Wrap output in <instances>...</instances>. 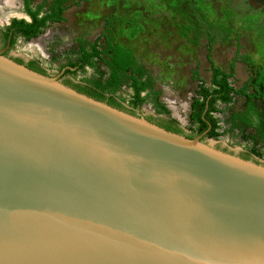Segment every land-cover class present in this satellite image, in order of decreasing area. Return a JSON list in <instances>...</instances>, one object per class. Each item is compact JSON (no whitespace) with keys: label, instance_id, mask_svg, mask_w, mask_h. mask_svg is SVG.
Returning <instances> with one entry per match:
<instances>
[{"label":"water","instance_id":"water-1","mask_svg":"<svg viewBox=\"0 0 264 264\" xmlns=\"http://www.w3.org/2000/svg\"><path fill=\"white\" fill-rule=\"evenodd\" d=\"M0 51V264H264V166Z\"/></svg>","mask_w":264,"mask_h":264},{"label":"rangeland","instance_id":"rangeland-1","mask_svg":"<svg viewBox=\"0 0 264 264\" xmlns=\"http://www.w3.org/2000/svg\"><path fill=\"white\" fill-rule=\"evenodd\" d=\"M53 0H32V9L48 11ZM22 0H0V51L6 58L18 57L36 61L49 77L64 74L66 64L75 58L81 45L96 40L98 57L91 68L76 71L77 82H102L108 74L106 43L129 51L142 67L143 74L133 76L146 84L141 94L145 101L136 109L139 118L162 115L173 120L184 134H191L196 125L190 121L189 105L200 82L208 86L209 61L228 72L234 59L233 89L250 86L256 71L264 70V5L249 6L246 0H62V21L49 23L37 36L24 39L15 36L8 47L2 40V31L13 19H26L22 14ZM209 47V52H207ZM236 53V55H235ZM129 72L122 76L116 92L118 99H129ZM65 79V77H64ZM174 93L177 101L169 100ZM249 104V105H248ZM250 108L254 112L251 127L239 122L234 115ZM159 112V113H158ZM218 136L201 137V142L213 149L264 166V103L258 96L249 102L245 97L233 96L229 104H217L211 114ZM256 117V118H255Z\"/></svg>","mask_w":264,"mask_h":264},{"label":"trees","instance_id":"trees-1","mask_svg":"<svg viewBox=\"0 0 264 264\" xmlns=\"http://www.w3.org/2000/svg\"><path fill=\"white\" fill-rule=\"evenodd\" d=\"M31 1L32 0H22V12L29 18V21L24 19H12L9 25L3 29L1 33L2 40L8 47L13 45L15 36L30 39L37 36L49 23H58L62 21L61 13L63 8L59 5V1L62 0L51 1L48 7L49 12L44 15H40V7L34 9L30 7ZM246 2L253 8H259L264 5V0H246ZM96 40L97 39L90 44L80 46L79 54L81 64L79 68L92 67V58H97L99 55V52L96 50ZM85 47L88 49L85 50ZM209 50V47H207V52H209ZM103 54L107 56V61L105 63L109 67V75L105 82H77L72 77H66L63 79V85L95 101L103 102L111 108L133 115L135 109L139 108L145 101L141 93L146 89V84L140 82L133 76L134 73H138V75L141 76L143 74V69L131 56L129 51L118 45L106 43ZM206 58L209 62L208 86H205L204 83L198 79L195 70L192 72V78L200 82L195 93L196 97L191 100L189 105V119L196 125L195 130L191 134L186 135L183 130L170 119L147 116L146 120L148 122L154 123V125L167 132L182 135L187 139H192L206 130L205 136L207 138H216L218 136L216 132L217 126L211 114L216 111L217 104L227 105L235 95L245 97L248 102L251 98L258 96L264 103V70L256 71L250 83L254 93L253 95L247 94L245 88L233 89L230 86L228 79L232 77L234 59L229 64L228 72H225L213 66L208 56H206ZM12 61L16 64L24 65L25 68L35 73L46 75L45 70L34 60L24 62L22 59L14 57ZM126 72H129L127 78L129 80L128 87L131 93L129 99L124 102L118 99L115 94L121 86L122 76ZM64 74L73 75V72L70 71L69 68H66ZM206 105L207 109L205 114H201L203 106L206 107ZM252 115L254 116V112L249 106L243 114L234 115V118L238 119L239 122L244 125L261 128L258 124H253ZM242 159L245 160V158Z\"/></svg>","mask_w":264,"mask_h":264},{"label":"flooded vegetation","instance_id":"flooded-vegetation-1","mask_svg":"<svg viewBox=\"0 0 264 264\" xmlns=\"http://www.w3.org/2000/svg\"><path fill=\"white\" fill-rule=\"evenodd\" d=\"M21 6H22V2H21ZM61 7V6H60ZM21 12H22V10H21ZM49 11H46V12H44V13H41V11H40V15H44L45 13H48ZM22 14L27 18V20L26 19H24V20H26V21H29V18L22 12ZM13 19H16V18H13ZM12 20V19H11ZM10 20V21H11ZM9 21V22H10ZM9 22H8V24H7V26L9 25ZM11 38H12V35H11ZM7 45V44H6ZM79 48L80 47H78L77 48V50H76V52L74 53L75 54V58H74V60L73 61H71V62H68L67 64H66V66H65V68H69V70L70 71H72L73 72V74L76 72V71H78V70H80V69H83V68H79V66H80V64H81V59H80V52H79ZM88 48L87 47H85V50H87ZM132 56V55H131ZM96 58H92V64H93V60H95ZM11 60H12V58H11ZM25 62V61H24ZM140 66V65H139ZM84 68H87V67H84ZM88 68H91V67H88ZM45 73H46V71H45ZM108 75H109V70H108V74H107V77L105 78V80L104 81H102V83L103 82H105L106 80H107V78H108ZM68 75H65V74H63L61 77H60V79H61V83L63 84V79H64V77L66 78ZM139 78H140V76H139ZM140 80V79H139ZM92 82H94V81H92ZM96 82V81H95ZM141 82V81H140ZM144 92V91H143ZM142 92V93H143ZM141 93V94H142ZM116 96V95H115ZM117 97V96H116ZM168 97H170V98H173L172 100H173V103L175 102H178L177 101V96H175V94L174 93H170V94H168L167 95V98ZM196 97V96H195ZM194 97V98H195ZM170 98H168L169 100H171ZM121 100V99H120ZM172 100L170 101V102H172ZM127 101V100H126ZM125 101V102H126ZM206 109H207V105H206V107L205 106H203V108H202V112H201V114H205V111H206ZM135 111H136V109H135ZM135 111H134V114L133 115H136V113H135ZM147 116H152V115H147ZM147 116H145L144 117V119L146 120V117ZM157 117H154V116H152V117H154V118H164L162 115H160V114H157L156 115ZM164 119H166V118H164ZM147 121V120H146ZM148 122V121H147ZM149 123H151V122H149ZM151 124H154V123H151ZM207 131V130H206ZM205 134H206V132H205Z\"/></svg>","mask_w":264,"mask_h":264}]
</instances>
